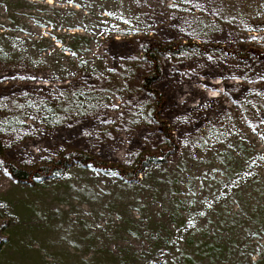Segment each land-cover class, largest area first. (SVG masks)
I'll return each mask as SVG.
<instances>
[{"label": "rangeland", "instance_id": "obj_1", "mask_svg": "<svg viewBox=\"0 0 264 264\" xmlns=\"http://www.w3.org/2000/svg\"><path fill=\"white\" fill-rule=\"evenodd\" d=\"M75 33L86 65L54 81L53 64L71 63L49 42ZM150 38L215 47L160 57V105L141 89ZM4 39L24 59L0 61L10 161L33 170L79 152L97 166L36 185L0 168V264H264V0H0ZM35 40L51 50L27 53ZM49 99L61 100L51 122ZM170 143L138 179L101 168L132 174Z\"/></svg>", "mask_w": 264, "mask_h": 264}, {"label": "trees", "instance_id": "obj_2", "mask_svg": "<svg viewBox=\"0 0 264 264\" xmlns=\"http://www.w3.org/2000/svg\"><path fill=\"white\" fill-rule=\"evenodd\" d=\"M72 27H69L71 29ZM49 40V39H48ZM47 41V39H46ZM88 37L84 35L74 34L72 35V41L71 43L67 42L65 37H55L54 40H50V44L48 46H52L55 48L57 55L59 58H67L69 59L71 63L70 69H63L59 63L53 64V80L57 82H65L68 81L69 76L76 75L79 72V68L82 65H86L85 62H83V59H78L76 62V58H78V53L80 52L81 47L83 46V42L88 43ZM11 40H2L0 43V61L4 62L6 60H16L18 57L21 61H23V55L19 51L16 44H10ZM34 45L30 46L27 49V53L36 52V54L41 52H46L51 50L49 47L44 46L41 41L35 40L32 42ZM59 43V44H58ZM215 47L212 46H202L198 43H195L193 41H172L169 43L163 44L162 42L155 40V39H148L141 45V53H143V59L147 61L150 64L151 72L149 74H146L142 78L141 82V89L150 94L152 96V99L155 101L156 105H160L162 102V95L161 93L154 88L155 83L161 78L162 75V66L160 63V57L166 56V55H177L181 53H186L192 50H198L202 53L209 52L211 49ZM21 54V55H20ZM20 55V56H19ZM39 56V55H38ZM30 63L37 61L35 60L37 57L36 55H30ZM81 60V61H80ZM12 61V62H13ZM16 64H19L18 62H14ZM89 68V67H88ZM92 69V67L90 68ZM76 86H81L79 82H75ZM46 101V102H45ZM41 107L43 113H48L49 117L52 114L53 115H61V108L58 107L59 104H61L60 99H49V100H43ZM50 103H53L50 104ZM58 104V105H55ZM154 111L157 110L156 108L153 109ZM48 118V120L51 122L52 118ZM153 118L156 122H158V119L156 117V114H153ZM166 132L168 134L169 131L166 129ZM171 139V138H169ZM168 140V139H167ZM171 142L168 141V143ZM170 149L169 151H163L161 154H145L140 159H138L137 166L133 173H128L127 171L123 170L122 168L111 165V164H104L103 170L109 171L111 173H114L117 177H119L122 180H132L133 178L138 179V175L143 173L145 169L150 166L151 164H160L167 161L168 156L175 150V146L170 143ZM172 148V149H171ZM79 164L83 167H94L97 166V164L94 161L93 157H90L88 155H85L83 153H72L68 156L62 155L59 159L54 161L51 165H45L42 167H39L37 169L28 170L24 169L22 167L17 166L14 162L10 161L8 158V155L6 153V146L3 143L2 137H1V131H0V168L5 170L14 180L21 183H28L31 185L36 184H47L50 181L60 178L63 176V174L68 170L69 167H71L73 164ZM8 225L7 221L0 222V245L7 242L8 235L5 233L6 227Z\"/></svg>", "mask_w": 264, "mask_h": 264}, {"label": "snow or ice", "instance_id": "obj_3", "mask_svg": "<svg viewBox=\"0 0 264 264\" xmlns=\"http://www.w3.org/2000/svg\"><path fill=\"white\" fill-rule=\"evenodd\" d=\"M70 2H71V0H70ZM191 2V0H185V3H190ZM180 5H177V4H173V5H171V7H179ZM32 79H35V77H32ZM205 87H207L206 85H205ZM219 91H221V90H215V91H213V94L214 95H216V94H219ZM115 107H119L118 105H115Z\"/></svg>", "mask_w": 264, "mask_h": 264}]
</instances>
